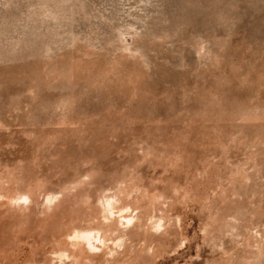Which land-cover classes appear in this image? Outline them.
Returning a JSON list of instances; mask_svg holds the SVG:
<instances>
[{
    "label": "rangeland",
    "instance_id": "1",
    "mask_svg": "<svg viewBox=\"0 0 264 264\" xmlns=\"http://www.w3.org/2000/svg\"><path fill=\"white\" fill-rule=\"evenodd\" d=\"M0 264H264V0H0Z\"/></svg>",
    "mask_w": 264,
    "mask_h": 264
},
{
    "label": "bare ground",
    "instance_id": "2",
    "mask_svg": "<svg viewBox=\"0 0 264 264\" xmlns=\"http://www.w3.org/2000/svg\"><path fill=\"white\" fill-rule=\"evenodd\" d=\"M90 232H84V236L86 237L87 235H90L89 234ZM91 237V236H90ZM86 239V238H85Z\"/></svg>",
    "mask_w": 264,
    "mask_h": 264
}]
</instances>
